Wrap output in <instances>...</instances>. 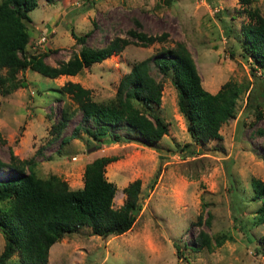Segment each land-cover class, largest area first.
I'll use <instances>...</instances> for the list:
<instances>
[{
	"label": "rangeland",
	"instance_id": "374dc122",
	"mask_svg": "<svg viewBox=\"0 0 264 264\" xmlns=\"http://www.w3.org/2000/svg\"><path fill=\"white\" fill-rule=\"evenodd\" d=\"M247 8L264 17V0L248 6L237 0H37L28 12L24 53L45 52L48 66L67 61L83 46L99 48L115 38L128 43L73 76L51 79L31 69L15 73L23 87L0 94V180L20 174L7 165L9 149L30 159L37 177L54 174L69 189L82 186L85 163L114 155L117 159L104 166V177L116 189L112 207L122 203L121 189L135 178L141 204L132 228L120 235L101 238L87 226L63 234L48 248L46 264H264V251L256 244L264 222L256 221L259 200L250 186L252 178L264 182V67L243 57ZM128 30L152 38L139 45L127 37ZM70 32L84 40L75 42ZM178 42L189 52L203 89L213 93L226 81L241 86L233 116L221 124L218 138L203 143L186 131L171 70L162 74L150 63L149 74L162 83L160 102L134 105L165 123L159 140L145 144L119 123L103 135L80 131L61 142L77 124L97 125L81 118L61 90L64 82L88 89L93 101L112 99L134 62L163 56ZM199 232L223 241L207 250L199 245ZM4 243L0 235V252ZM4 264H20L16 252Z\"/></svg>",
	"mask_w": 264,
	"mask_h": 264
},
{
	"label": "trees",
	"instance_id": "16d2710c",
	"mask_svg": "<svg viewBox=\"0 0 264 264\" xmlns=\"http://www.w3.org/2000/svg\"><path fill=\"white\" fill-rule=\"evenodd\" d=\"M45 1L50 3L53 0ZM237 1L248 6L252 0ZM36 5L37 0H0L1 95L23 87L24 80L15 76L19 70L31 69L51 79L60 75L73 76L81 68L104 60L128 43L126 38H115L99 48L83 46L67 61L57 66H48L43 62L45 52L32 55L24 53L27 24L30 22L28 12ZM246 15L248 22L241 29L245 50L243 57H249L254 65L264 67V17L255 8H247ZM70 35L75 42L84 40V36L72 32ZM127 37L139 45L148 43L152 38L134 30H128ZM150 63L162 74L171 70L176 106L186 120V131L203 143L218 138L221 124L233 116L241 86L234 81H226L213 93L203 89L189 52L178 42L168 48L163 56L146 57L134 62L118 80L112 99L93 101L88 89L74 82H64L61 90L76 104L81 118L97 125L89 129L77 124L69 135L61 138V142L76 138L80 131L90 137L103 135L109 132L110 126L119 123L134 129L145 144L150 145L159 140L166 132L165 123L156 115L147 118L134 105V101L155 105L160 102L162 83L149 74ZM116 159L114 155L94 157L83 166L82 186L69 189L65 180L54 174L45 178L37 177L33 171V162L30 159H19L9 149L7 165L20 174L0 180V235L5 240L0 252V264H4L13 252H16L20 264H46L51 244L57 242L63 234L83 226L89 227L91 235L101 238L120 235L131 229L141 207L138 197L140 181L135 178L128 182L121 189L124 195L122 203L113 208L116 189L104 177V166ZM0 167H4L1 160ZM24 168L26 174H22ZM250 186L259 200L256 221L262 223L264 182L252 178ZM197 237L199 245L207 250L220 246L223 241L221 238L211 240L203 232H199ZM256 244L258 251H264V233Z\"/></svg>",
	"mask_w": 264,
	"mask_h": 264
},
{
	"label": "crops",
	"instance_id": "0c3cea01",
	"mask_svg": "<svg viewBox=\"0 0 264 264\" xmlns=\"http://www.w3.org/2000/svg\"><path fill=\"white\" fill-rule=\"evenodd\" d=\"M60 76H68L69 77L70 75H60Z\"/></svg>",
	"mask_w": 264,
	"mask_h": 264
}]
</instances>
